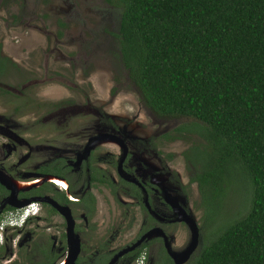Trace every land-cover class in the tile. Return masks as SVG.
I'll return each mask as SVG.
<instances>
[{
    "label": "trees",
    "instance_id": "16d2710c",
    "mask_svg": "<svg viewBox=\"0 0 264 264\" xmlns=\"http://www.w3.org/2000/svg\"><path fill=\"white\" fill-rule=\"evenodd\" d=\"M118 1L119 57L138 98L190 118L162 132L193 136L182 155L213 224L185 264H264V0ZM236 180L249 205L226 217Z\"/></svg>",
    "mask_w": 264,
    "mask_h": 264
},
{
    "label": "rangeland",
    "instance_id": "374dc122",
    "mask_svg": "<svg viewBox=\"0 0 264 264\" xmlns=\"http://www.w3.org/2000/svg\"><path fill=\"white\" fill-rule=\"evenodd\" d=\"M120 12L118 0H0L1 52L19 62L30 75L35 73L36 80L30 78L28 83L34 87L27 89L28 96L42 100L70 99L69 103L49 112L31 107L13 114L12 101L0 92V162L17 174H26L42 163H56L59 158L69 162L74 150L87 136L99 131L121 134L126 129L143 138H126L129 164L132 163L129 166L133 168L136 164L137 172L143 177L152 175L151 168L158 170V175L165 177L185 198L198 224L194 251L213 235V224L211 221L204 223L199 194L195 183H187L189 170L185 169L180 156L181 149L193 140V136L158 145V141L150 139L190 118L162 117L153 113L138 99L137 89L119 66L114 36L110 34V46L106 50L105 46H99L101 37L104 43L108 42L102 36L105 32L101 26L104 25V31L115 32ZM56 19L64 24L57 26ZM15 80L10 77L0 81V85L14 89L17 87ZM151 144L159 148H152ZM116 151L112 145H104L100 153L106 166ZM166 152H171V160L167 159ZM235 183L237 185L225 193L221 213L226 217L241 215L249 205L247 186L242 189L237 180ZM96 194L98 233L104 234L107 229L111 234V247L129 242L142 223V216L135 207L117 205L106 189L100 188ZM40 229L52 236H57L60 230L55 221H40ZM171 230L177 248L188 244L190 230L188 234L184 223H174ZM158 245L156 242L150 246V261ZM54 251L58 254V244ZM122 262L132 264L131 257H125Z\"/></svg>",
    "mask_w": 264,
    "mask_h": 264
},
{
    "label": "flooded vegetation",
    "instance_id": "af4514ba",
    "mask_svg": "<svg viewBox=\"0 0 264 264\" xmlns=\"http://www.w3.org/2000/svg\"><path fill=\"white\" fill-rule=\"evenodd\" d=\"M119 18L115 32L107 29L106 32L104 25L101 26V30L105 32L102 36L108 42L104 43L101 37L99 46H105V50L110 46V34L114 36L118 46ZM56 24L58 26V19ZM58 33L57 29L56 34ZM117 50L119 53V49ZM0 57L4 58L3 62H0V81H6L10 77L16 79L17 87L14 89L0 85V92L5 94L7 100L12 101L11 113L19 114L22 110L31 107L49 112L70 102L69 98L42 100L29 97L27 89L34 87L28 83L30 78L36 80L35 73L34 76L30 75L19 62L3 54L1 41ZM57 57L58 55L55 57L56 64H58ZM117 57L121 64L119 66L126 73L125 77L136 88L128 78L119 55ZM171 128L160 131L152 137L149 136L148 139L150 137L155 139L158 145L164 141L186 139L189 136L185 134V137L164 138L162 132ZM127 137L143 139L132 135L126 129H123L121 134L99 131L86 137L74 150L69 162L59 158L56 163H42L34 171L26 174H17L0 162V264H123L122 259L128 256L131 257L132 264H137L138 261L140 264H160L168 258L172 264H185L188 257L195 254L197 249L191 251L192 253L179 263L170 254L174 253L177 258L188 245L177 248L171 230L174 223L181 222L186 225L189 234L188 225L177 218L181 214L180 210L178 212L172 204L174 202L178 209L181 207L192 216L185 198L174 190L165 177L158 175V170L151 168L152 175L143 177L137 172L136 164L133 168L129 166L132 163L129 164ZM189 144L181 149L180 156L185 169L189 170L187 183H195L199 194L196 182L190 179L192 168L190 164V167L186 166L182 155V151ZM104 145H112L117 150L108 160V166L104 164V156H101ZM157 145L151 144V147H158ZM165 154L167 159L171 160V152ZM100 188L106 189L117 205L126 208L135 207L142 216L143 221L136 234L123 245L111 247L109 242L111 234L106 232L107 229L104 234L97 231L100 222L97 220L99 205L96 192ZM29 198L32 199L26 203L36 202L33 211L28 213L19 224L5 223V216L16 208L11 202H24ZM58 217L59 220H56ZM192 218L198 229L196 219L193 216ZM40 221H55V226L60 229L57 236L41 230ZM156 242H159V245L154 249L155 253L150 261L149 248ZM57 244L58 254L54 251Z\"/></svg>",
    "mask_w": 264,
    "mask_h": 264
},
{
    "label": "water",
    "instance_id": "95a60500",
    "mask_svg": "<svg viewBox=\"0 0 264 264\" xmlns=\"http://www.w3.org/2000/svg\"><path fill=\"white\" fill-rule=\"evenodd\" d=\"M30 199H32V198H29L28 200H25L24 202L13 201V202H11V204L13 206L18 207V206L25 204ZM172 204L175 205L176 210L178 212H179V210L181 212V214H179L177 216V218L185 221V223L188 225V227L190 229L189 243L186 246V248L181 253H179V256H178L179 258L177 257L178 258L177 259L174 253H170L176 262L177 261L180 262V261L185 260L189 256L191 251L195 248L196 243H197V237H198V229H197L196 223H195L194 219L192 218V216H190L188 213H186L181 207H179V209H178L177 205L174 202H172Z\"/></svg>",
    "mask_w": 264,
    "mask_h": 264
},
{
    "label": "built area",
    "instance_id": "2783aa9c",
    "mask_svg": "<svg viewBox=\"0 0 264 264\" xmlns=\"http://www.w3.org/2000/svg\"><path fill=\"white\" fill-rule=\"evenodd\" d=\"M35 206L36 202L30 201L19 207H16L5 216V223H9L11 225L19 224L28 213L33 211ZM137 264H140V261H138Z\"/></svg>",
    "mask_w": 264,
    "mask_h": 264
}]
</instances>
